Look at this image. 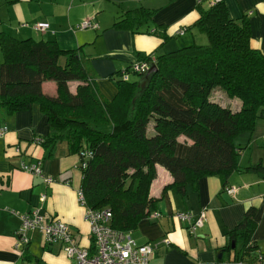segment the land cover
Returning <instances> with one entry per match:
<instances>
[{
    "label": "trees",
    "instance_id": "16d2710c",
    "mask_svg": "<svg viewBox=\"0 0 264 264\" xmlns=\"http://www.w3.org/2000/svg\"><path fill=\"white\" fill-rule=\"evenodd\" d=\"M205 1L198 3L199 18L189 30L206 36L207 43L194 42L155 59L138 53V61L158 67L138 97L140 79H123L125 72L141 77L131 70L133 64L109 76L117 93L107 99L83 47L64 49L56 40L0 32V126H5L6 116L37 104L48 122V133L39 142L51 154L66 141L70 153L81 156L86 206L110 208L117 230L132 233L157 210L159 199L150 196L157 165L174 178L163 193L174 190L184 201L190 191H200L204 177L219 176L227 191L235 172L264 171L263 163L243 168L236 143L238 136L253 134L258 121L264 120V53L251 45L247 18L233 19L224 0L211 1L207 8ZM155 12L148 6L128 9L113 28L154 34L165 44L171 38L165 25L145 28ZM46 81L56 82V95L44 93ZM71 82L77 83L74 91ZM217 88L241 101V108L233 110L212 100ZM84 152L89 153L86 158ZM256 210L248 208L227 231L221 260H228L232 251L236 263L264 259L253 242ZM89 249L95 251L94 240Z\"/></svg>",
    "mask_w": 264,
    "mask_h": 264
},
{
    "label": "crops",
    "instance_id": "0c3cea01",
    "mask_svg": "<svg viewBox=\"0 0 264 264\" xmlns=\"http://www.w3.org/2000/svg\"><path fill=\"white\" fill-rule=\"evenodd\" d=\"M211 1L214 0H206L204 7ZM224 2L233 19L245 17L250 21L251 45L264 53V0ZM198 3L199 0H0V32L21 39L56 40L64 49L83 47L98 74L99 91L105 98L113 99L117 89L109 76L117 71L125 72L139 60L138 53L155 59L160 53L173 52L198 40L205 45L203 35L195 29L189 30L199 18ZM140 6L156 9L153 21L145 28L153 30L157 25H165L171 37L167 43L147 32L133 34L113 28L124 11ZM85 20H92L99 27L77 29L76 25ZM41 22L49 23V28L38 29L36 26ZM180 30L186 32L179 34ZM130 79L134 78L130 76ZM72 84L76 83H70L74 91ZM43 90L48 95H56V82H44ZM225 103L224 106L233 110H239L242 105L237 99ZM4 125L8 131L0 137V264L27 262L24 261L26 250L31 256L29 264H72L62 248L48 244L38 230L30 231L29 243L20 246V215L39 208L46 218H60L69 224L80 245L92 246L86 207L78 196L82 181L81 156L70 153L66 141L59 142L51 154L39 142L48 133V122L37 104L6 116ZM258 126L264 136V122L259 120ZM254 139V133H243L236 141L243 168L264 164V146L255 144L253 149ZM22 163H41L44 176L54 180L46 183L43 177L21 169ZM173 182L171 173L157 165L150 196L159 199L154 211L159 216L143 219L132 232L138 244L153 248L152 264H250L234 262L233 251L228 260L221 259L226 255L227 231L241 221L251 206L257 208L253 242L258 246V254L264 255V171L235 172L229 179V187L237 190L231 194L224 190L219 176L204 177L200 180V191H190L185 201L174 190L163 193ZM43 195H46L44 199ZM203 210L206 221L195 235H190L187 223L175 216L180 211L198 214Z\"/></svg>",
    "mask_w": 264,
    "mask_h": 264
},
{
    "label": "built area",
    "instance_id": "2783aa9c",
    "mask_svg": "<svg viewBox=\"0 0 264 264\" xmlns=\"http://www.w3.org/2000/svg\"><path fill=\"white\" fill-rule=\"evenodd\" d=\"M200 1L202 0H199V3ZM36 27L40 30H46L49 28V23L41 22ZM98 27V23L92 20H85L76 25L77 29H97ZM178 33L184 34V31L180 30ZM150 64L148 61H138L133 64L131 70L135 73L143 74L149 70ZM130 76L131 73L125 72L123 79L128 81ZM7 130L6 126H0V137ZM88 155V152L83 153L85 158ZM21 169L43 177L46 183H51L54 180L51 176H44L41 163H22ZM236 190L235 187H231L227 191L234 193ZM78 196L82 205L86 207V219L90 224L95 244L94 252L89 247H84L76 241L69 224L60 218H46L39 208L20 215V246L24 247L25 244L29 243L28 233L30 231L38 230L45 235V240L48 244L59 245L72 261V264H152L150 255L153 252V248L149 244H138L131 232L115 229L112 225L113 213L110 208L94 210L87 207L82 189L78 191ZM45 197L46 195H43L42 199ZM158 216L157 212H153L149 217L156 218ZM175 216L187 223V231L190 235H195L206 221L205 210L198 214L177 212ZM165 242L167 241L165 240ZM21 264L29 263L23 262ZM256 264H264L262 256L259 257V261Z\"/></svg>",
    "mask_w": 264,
    "mask_h": 264
},
{
    "label": "rangeland",
    "instance_id": "374dc122",
    "mask_svg": "<svg viewBox=\"0 0 264 264\" xmlns=\"http://www.w3.org/2000/svg\"><path fill=\"white\" fill-rule=\"evenodd\" d=\"M201 35V34H200ZM187 37H190V36H187ZM192 37V36H191ZM203 37V39H204V42H202V43H204V44H206L207 43V38H206V36H202ZM198 43H200L201 41L200 40H198L197 41ZM131 76H132V78H134V79H140V76H137V75H135V74H132L131 73ZM133 80V79H132ZM76 86H77V83L76 84H72V88L75 90V88H76ZM216 91H218V92H216ZM220 93H222V94H220ZM223 95V96H222ZM211 99L212 100H214V101H218V102H220L221 104H226L225 102H229L230 101V97H228L226 94H225V92L223 91V90H221L220 88H217L216 90H214V92L212 93V96H211ZM238 100V99H237ZM263 122H264V120H262ZM256 128H257V126H256ZM262 128L260 127V126H258V128H257V130L255 129V131H254V134H255V139L253 140L254 142H253V146H252V148L254 149V146H256L257 144H258V147H262V146H264V141H263V139H262V136H263V133H262ZM242 135V134H241ZM240 135V136H241ZM240 136H238L237 138H236V141L238 142V138L240 137ZM258 136H259V139H257L258 138ZM256 144V145H255ZM263 151H264V148H263Z\"/></svg>",
    "mask_w": 264,
    "mask_h": 264
},
{
    "label": "water",
    "instance_id": "95a60500",
    "mask_svg": "<svg viewBox=\"0 0 264 264\" xmlns=\"http://www.w3.org/2000/svg\"><path fill=\"white\" fill-rule=\"evenodd\" d=\"M157 70H158V67L156 63L152 62L150 64L149 70H147L145 73L141 75L140 80H139V87L141 88V91L137 93L136 97L140 96L142 91L149 86L151 79ZM81 167H83V164H81ZM232 247L233 248L235 247V242L232 243Z\"/></svg>",
    "mask_w": 264,
    "mask_h": 264
}]
</instances>
